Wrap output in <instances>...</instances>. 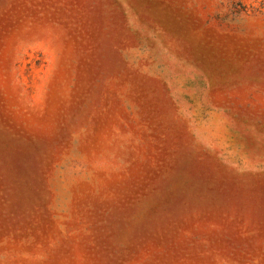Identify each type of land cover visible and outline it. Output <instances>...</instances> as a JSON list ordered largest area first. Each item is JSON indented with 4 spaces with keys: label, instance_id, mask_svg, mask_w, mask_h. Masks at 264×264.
Listing matches in <instances>:
<instances>
[{
    "label": "rangeland",
    "instance_id": "obj_1",
    "mask_svg": "<svg viewBox=\"0 0 264 264\" xmlns=\"http://www.w3.org/2000/svg\"><path fill=\"white\" fill-rule=\"evenodd\" d=\"M0 264H264V0H0Z\"/></svg>",
    "mask_w": 264,
    "mask_h": 264
}]
</instances>
